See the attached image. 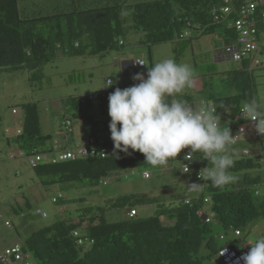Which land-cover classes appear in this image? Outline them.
I'll return each instance as SVG.
<instances>
[{
	"label": "trees",
	"instance_id": "16d2710c",
	"mask_svg": "<svg viewBox=\"0 0 264 264\" xmlns=\"http://www.w3.org/2000/svg\"><path fill=\"white\" fill-rule=\"evenodd\" d=\"M231 2L237 8L240 0ZM223 4L222 0L143 3H131L130 0H0V72L25 71L31 82L43 78V68L55 60L58 52L67 57H81L85 53L89 57L121 53L130 32L142 35L141 43L148 50L150 67L153 65L151 48L165 43L175 44L173 53L177 59L189 41L213 33L219 34L225 48L235 46L238 35L229 23L237 16L234 13L224 15L218 23L210 16V10L215 7L222 13ZM124 11L131 14L122 15ZM260 26L259 48L264 54V24ZM186 30L190 32L189 36L185 35ZM243 61L240 62L242 66H248L246 62L250 65L249 60ZM225 75L235 90L234 95L216 97L203 84L202 90L186 89L176 98L194 106L217 108L221 127L228 126L234 134L243 122L233 118L243 102L255 98V92L251 76L243 68ZM197 80L200 84L203 79ZM116 88H105L93 100L91 95L86 98L68 96L60 100L64 123L58 134H66V122H70L73 129V121L81 118L84 135L103 138L108 154L104 159L88 158L32 168L46 189L52 186L62 189L95 187L112 173L150 166L140 152L124 153L114 148L108 97ZM92 103L98 104L100 117L89 113ZM16 108L23 113L22 127L17 131L19 134L16 132L7 138L8 145L31 155L51 150L54 141L59 143L57 138L42 133L37 103L21 104ZM12 112L15 114V109ZM244 150L249 155L234 159L230 169L235 173L243 171V175L236 176L237 179L224 188L214 187L207 178L196 179V173L208 164L212 166L198 153L195 173H181L187 187L184 195H173L170 202L175 201L177 206L163 208L164 204L161 207V202L146 195H131L103 206L86 207L78 210L76 220L72 217L60 219L32 232L22 242V251L29 256L27 261L31 264H223L220 251L235 250L241 232L257 219L264 221V185L262 192L255 191L257 184L264 181V175L250 173L254 167L264 166V151L259 148L257 159L253 161L249 157L251 150L242 148L241 154ZM176 159L184 163L181 153ZM172 161L175 160L168 164ZM191 184L201 187L188 193ZM60 200L55 204L63 203ZM154 204L158 206L154 216L129 217L135 207ZM116 209H126L125 218L108 222L106 213ZM162 218L167 219L166 224ZM211 224L221 227L223 233L231 232L234 238L224 240L220 236L217 241V231Z\"/></svg>",
	"mask_w": 264,
	"mask_h": 264
},
{
	"label": "rangeland",
	"instance_id": "374dc122",
	"mask_svg": "<svg viewBox=\"0 0 264 264\" xmlns=\"http://www.w3.org/2000/svg\"><path fill=\"white\" fill-rule=\"evenodd\" d=\"M32 1L35 0H27V2ZM150 1L154 0H130L131 3ZM189 33L188 30L185 31L186 36H189ZM141 41V34L130 32L125 49L121 53L109 52L104 56L94 57H89L88 53H85L81 57H67L62 52H58L55 60L43 68V78L31 82L25 71L0 72V250L22 243L32 232L48 227L60 219L72 217L76 220L80 209L103 206L131 195H146L149 199L161 202V207L164 204L163 208L177 206L175 201L170 202L173 201V195H184L187 187L186 179L181 175L180 161H172L167 166L150 165L112 173L95 187L62 189L59 186H52L46 189L24 160L8 158V154L16 153L17 149L7 144V138L16 135L23 122V113L16 106L30 102L37 103L42 133L59 139L58 133L64 123V110L60 103L62 98L96 96L98 92H103L107 80H112L113 86L119 88L128 86L129 82L139 83L133 80V77L142 74L143 71H136L132 75L120 65H115V55L126 56L130 61L143 60L144 78L147 79L150 60L148 50ZM174 49L175 44L172 42L153 46L151 48L153 65L168 58H174L177 63L189 64L194 70L193 80L203 79L200 84L194 82L192 92L202 90L201 85L205 84V89L216 97L235 94L225 74L243 68L246 74L251 76L255 99L264 110V65L250 67L247 62L248 66H242L240 62L230 59L219 60L216 54L224 52L225 43L218 33L189 41L179 59L175 58ZM97 107V103H92L88 108L89 113L100 117ZM12 109H15V114ZM73 125L74 135H69L70 143L67 144L71 148L78 137L84 134V123L81 118L73 121ZM242 148L251 150L249 157L253 161L257 159L259 141L244 140L230 146L233 159L241 157ZM145 171L150 174L148 180L142 178ZM231 172L235 176L243 175V171ZM250 173L263 176L264 166L254 167ZM263 185L264 181L261 180L255 191L262 192ZM59 198L63 203L54 204L53 200ZM157 207L155 204L137 206L135 210L138 217L147 218L155 215ZM38 210L45 214L46 218L37 215ZM126 213V209L112 210L106 213V220L108 222L122 220ZM162 222L166 224L167 219L162 218ZM211 226L217 231L215 236L217 241H220V236H223L224 240L234 238L231 232L223 233L218 225L211 224ZM261 236H264V221L257 219L241 232L239 239H236L235 250L243 251L246 244H254Z\"/></svg>",
	"mask_w": 264,
	"mask_h": 264
},
{
	"label": "clouds",
	"instance_id": "9594fccd",
	"mask_svg": "<svg viewBox=\"0 0 264 264\" xmlns=\"http://www.w3.org/2000/svg\"><path fill=\"white\" fill-rule=\"evenodd\" d=\"M130 14L122 12V15ZM137 61L132 63V67L144 69V61ZM136 63L144 67L138 68ZM193 79L194 70L189 64L168 58L152 65L147 79L143 74H136L133 80L139 83L123 90L117 87L108 97L111 139L117 151L128 153L131 149L140 152L145 156L146 163L154 167L167 166L170 160L177 161V156L186 148L190 151L183 157L185 161L192 162L198 153H203L204 159L212 166L208 164L199 176L210 180L216 188H224L237 179L230 171L234 166L230 146L236 143L238 135L234 136L228 126L221 127L217 108L196 107L176 98L194 86ZM112 86L113 81L107 80L104 88ZM240 112L245 120L256 122V131L264 135V110L255 98L243 102ZM65 136L70 143V136ZM182 164L184 168L181 172L189 173L188 165ZM200 187L191 184L188 188L197 191ZM240 260L244 264H264V236L258 237L250 251L241 256L236 264H240Z\"/></svg>",
	"mask_w": 264,
	"mask_h": 264
},
{
	"label": "built area",
	"instance_id": "2783aa9c",
	"mask_svg": "<svg viewBox=\"0 0 264 264\" xmlns=\"http://www.w3.org/2000/svg\"><path fill=\"white\" fill-rule=\"evenodd\" d=\"M223 8L221 9L222 13H218L217 8H212L210 10V16L212 17L213 22L218 23L224 19V15H230L234 13L237 16V19L234 22L229 23L230 28H234L238 37L237 45L230 46L224 49L222 54H216V57L220 59H230L235 62H241L243 60H249L251 67L253 66H263L264 65V54H262L259 44L262 30L260 25L264 24V0H240L237 8L234 7V3L231 0H222ZM263 55V56H260ZM261 57V58H260ZM140 62V61H137ZM136 67L142 68L144 65L136 63ZM196 83V80H193V85ZM95 97H91L93 100ZM235 121H242L243 124L240 125L236 132L233 134L237 136L236 143L243 140H253L259 141L260 150L264 151V135L259 134L256 131V122L245 120L241 115V112L233 118ZM243 130V131H241ZM65 135H70L72 129L70 128V122L64 124ZM20 132H17L19 134ZM68 141V139H67ZM53 148L45 152H40L36 154L26 155L24 152L17 150L16 153H9V159H21L24 160L30 168H34L38 165H48V164H57L61 162H75L78 160H84L88 158H106L108 154V148L104 145V140L100 136L98 137H87L82 136L76 144L71 148L64 147L57 141L53 142ZM190 149H183L181 155L184 157ZM130 153H139L134 152L129 149ZM203 155V153H201ZM243 156H248L249 152L244 150L242 152ZM264 160V156L262 157ZM184 161V164L188 165L189 173H182V175H191L195 173V168L198 163V160L195 158L192 162ZM184 165L182 166L181 171H183ZM199 173H196V179H200ZM143 179H150L149 173L145 172L142 175ZM188 193H193L191 189H187ZM57 199L53 200V203ZM37 215L46 218L45 214H42L39 210L36 212ZM137 213L135 210L130 211L129 217H135ZM237 236L238 232L235 233ZM77 236V234L75 235ZM81 244V241H79ZM249 246L251 244L245 245L243 251H238V254L234 250L226 249L220 252V256L223 264H234L237 260L247 254L250 251ZM224 251V254L222 255ZM28 257L22 251V245L16 244L7 249L0 251V264H31L27 261ZM240 264H244L240 260Z\"/></svg>",
	"mask_w": 264,
	"mask_h": 264
},
{
	"label": "crops",
	"instance_id": "0c3cea01",
	"mask_svg": "<svg viewBox=\"0 0 264 264\" xmlns=\"http://www.w3.org/2000/svg\"><path fill=\"white\" fill-rule=\"evenodd\" d=\"M116 56V59H114L115 61H114V63H115V65H120L124 70H126V71H129L132 75H134L135 73H136V71H139V69H137V68H134V67H132V63L136 60V59H134V60H129L126 56H119L118 54L117 55H115ZM117 57H119V59L117 58ZM120 60H122V62L120 61ZM138 60H140V61H143V60H141V59H138ZM118 62V63H117ZM141 71H143L142 72V74L145 76V72H144V70H145V68L144 69H140ZM197 82H198V80H196ZM135 83H127V85H129V86H131V85H134ZM197 84H199V83H197ZM97 109H99L100 110V108H99V106L97 107ZM74 128V127H73ZM85 134V133H84ZM84 134H82L81 136H83ZM60 136H59V139H61V140H59L58 139V141H59V143L62 145V146H64V147H67V144H69V142L67 141V138L65 137V135L64 134H59ZM74 135V130H73V134H72V136ZM80 136V137H81ZM80 137H78V139L80 138ZM77 139V140H78ZM69 141H70V139H69ZM63 143H66V145L65 144H63ZM69 148H70V146H69ZM7 248V247H6ZM5 249V248H4ZM4 249H2V250H4ZM2 250H0V251H2Z\"/></svg>",
	"mask_w": 264,
	"mask_h": 264
},
{
	"label": "bare ground",
	"instance_id": "6f19581e",
	"mask_svg": "<svg viewBox=\"0 0 264 264\" xmlns=\"http://www.w3.org/2000/svg\"><path fill=\"white\" fill-rule=\"evenodd\" d=\"M241 263V262H240ZM234 264H236V262H234Z\"/></svg>",
	"mask_w": 264,
	"mask_h": 264
},
{
	"label": "water",
	"instance_id": "95a60500",
	"mask_svg": "<svg viewBox=\"0 0 264 264\" xmlns=\"http://www.w3.org/2000/svg\"><path fill=\"white\" fill-rule=\"evenodd\" d=\"M236 254H238V252H236Z\"/></svg>",
	"mask_w": 264,
	"mask_h": 264
}]
</instances>
